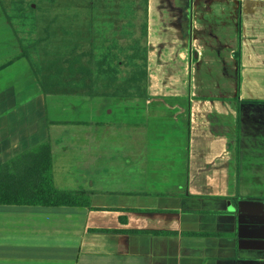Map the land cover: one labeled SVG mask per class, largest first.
<instances>
[{
    "label": "crops",
    "instance_id": "1",
    "mask_svg": "<svg viewBox=\"0 0 264 264\" xmlns=\"http://www.w3.org/2000/svg\"><path fill=\"white\" fill-rule=\"evenodd\" d=\"M148 12L131 111L100 90L118 85L111 47H92L90 80L0 66V167L50 143L56 188L91 193L90 208L0 205V264H264V0Z\"/></svg>",
    "mask_w": 264,
    "mask_h": 264
},
{
    "label": "rangeland",
    "instance_id": "2",
    "mask_svg": "<svg viewBox=\"0 0 264 264\" xmlns=\"http://www.w3.org/2000/svg\"><path fill=\"white\" fill-rule=\"evenodd\" d=\"M145 1L0 0V66L22 55L40 77L43 62H61V77L90 80L91 72H96L90 67L92 47H111L109 58L115 68L109 74L119 80L118 85L106 87L101 82L100 90L125 94L130 98L125 106L131 111L138 105L134 95L143 93L136 91L133 78L146 85L140 76L148 43Z\"/></svg>",
    "mask_w": 264,
    "mask_h": 264
},
{
    "label": "trees",
    "instance_id": "3",
    "mask_svg": "<svg viewBox=\"0 0 264 264\" xmlns=\"http://www.w3.org/2000/svg\"><path fill=\"white\" fill-rule=\"evenodd\" d=\"M140 76L146 84L147 66ZM133 84L136 91L147 90L136 76ZM0 205L90 208L91 193L56 188L52 147L45 143L0 167Z\"/></svg>",
    "mask_w": 264,
    "mask_h": 264
}]
</instances>
